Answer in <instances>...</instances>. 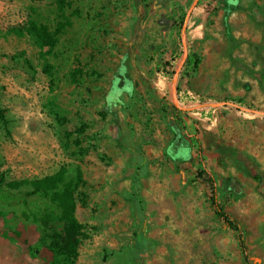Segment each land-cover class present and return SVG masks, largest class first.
Here are the masks:
<instances>
[{
  "label": "rangeland",
  "instance_id": "obj_1",
  "mask_svg": "<svg viewBox=\"0 0 264 264\" xmlns=\"http://www.w3.org/2000/svg\"><path fill=\"white\" fill-rule=\"evenodd\" d=\"M0 1L8 3L0 12V110L6 119V124L0 122V175L6 179L0 186V264H54L50 235L61 236L65 228L57 208L41 195L26 197L28 187L15 191L7 183L42 179L62 167L68 179L75 178L80 167L86 182L80 189L85 196L77 208L87 235L78 264H245L233 233L208 206L212 192L228 190L242 193L241 205L226 204L245 231L249 264H264L263 207L250 213L243 205L248 191L257 188L254 184L264 188V159L256 156L247 165L239 160V117L235 113L239 105L264 113V0L197 1L201 10L192 11L193 21H187L186 54L178 55V70L165 67L162 78L167 80L160 86L150 83L144 90L138 86L140 102L121 101L117 116L106 112L107 96L113 95L112 76L122 73L121 57L129 45L126 36L137 16L136 6L129 2L134 0H69L74 26L60 36L55 57L48 58L54 67L52 77L44 74V60L33 40L7 35V31L30 18L55 30L54 0ZM188 10L174 19L171 30L178 31V36L184 31L181 20ZM225 11H230L227 20ZM190 55L200 60L195 72L188 67ZM143 59L140 51L134 59L139 66L129 76L142 73ZM168 59L164 55L163 60ZM78 70L81 76L74 80L72 73ZM115 90L120 93L122 89ZM184 91L191 93L190 101H199L198 108H213L208 116L177 113L178 134L191 141V154L186 155L187 161L183 159V166L161 172H184L190 178L153 182L161 167L150 166L137 151L143 155L145 146L160 149L175 138V133L169 136L170 96ZM128 110L133 111L130 118ZM55 113L65 122H58ZM217 116L230 126L221 124L212 134L204 127ZM146 117L149 122L143 123ZM204 118L212 120L204 122ZM82 125L87 130L79 137L75 131ZM211 135L222 143L218 160H214L216 151H207ZM250 142L257 151L264 150L256 138ZM200 171L206 173L202 179H198ZM199 195L198 202L204 200L198 205L200 210L194 206ZM162 201L172 212L162 215L156 210ZM190 209L203 212L210 236H191L189 227L195 218ZM47 211L54 216L44 232L33 216Z\"/></svg>",
  "mask_w": 264,
  "mask_h": 264
},
{
  "label": "crops",
  "instance_id": "obj_2",
  "mask_svg": "<svg viewBox=\"0 0 264 264\" xmlns=\"http://www.w3.org/2000/svg\"><path fill=\"white\" fill-rule=\"evenodd\" d=\"M197 1H205V0H134L129 1L130 4H133L136 6L137 9V16H136V22L133 25L132 28L128 29V35L126 36L127 42H128V50L127 52L121 57V68L120 70L122 73L117 76L116 74L112 76V83L114 84V91H113V97L109 94L107 96L108 106L106 108V112L110 114H114V116H117V108H121L122 106L119 104L122 102H140V98H137L136 96L139 94V87L141 88L146 87V84L153 85H161L162 81H166V78H162V73L164 68L167 69H175L178 70V60L180 59V56L182 52L183 55L181 58H183L184 54L186 52L185 49V40H184V33L187 26V21L189 20L191 23V20L193 21L194 16L192 15V11L196 13L197 11L201 10L200 5H198ZM230 5H235L233 1H229ZM8 3L7 1H0V12H3V10H6ZM195 5V7H194ZM188 13L184 15L183 20V28L184 30L181 33V36H178V31L171 30V28H174V19L177 20L178 17H181L184 12ZM171 11H175L173 15L170 14ZM226 12V11H225ZM193 13V14H194ZM225 19L229 18L230 11H227L225 13ZM224 19V20H225ZM74 26L73 20H72V27ZM190 28V26H189ZM188 28V29H189ZM69 29V28H68ZM140 51L144 53L145 61L143 59V65H142V73L137 72L134 77L129 76V72L132 69H137L138 64L136 65L134 62V59L138 56V53ZM164 55L168 56V60H163ZM161 59V60H160ZM189 57L187 58L188 61ZM131 61V62H130ZM137 66V67H136ZM166 69V70H167ZM168 71V70H167ZM148 72V73H147ZM79 79V78H78ZM118 85V86H117ZM117 86V87H116ZM120 87L122 90L120 93L116 92L115 88ZM191 93H188L190 95ZM54 95H56L54 93ZM185 95V96H184ZM186 92H180L179 95H171L170 100L173 105V110H171V113L173 116H169L168 124L170 126L171 131L169 132V136L173 133H175V138L173 137V140H168L167 143L161 145L160 149L155 148L154 146L148 145L144 147V154L145 157L143 158V155L138 152V156L142 158V160L145 162H148L150 166L153 167V164L156 166H160L161 169L158 170V173H155L153 179V182L155 180L161 179L162 181L171 180L173 182L177 181V179H187L190 178V175L183 173L177 174L174 173H162L161 170L165 171V169L176 170L177 165L183 166L181 162H183V159L187 161L186 155L189 156V153L191 154V141L187 139L185 136H182L180 133L178 134V130H180V127H178V119H177V113L179 114H194V115H204L208 116L209 110L213 107L209 108H198L199 107V101L196 100L195 103L190 101L193 99L192 97L187 98L188 96ZM122 96V97H121ZM144 96V95H143ZM214 106V105H213ZM220 108H224V105H222ZM215 110H217L215 108ZM128 118L131 117L133 114V111L128 110ZM236 115L239 117L237 118V131H238V140L240 142L239 151H238V158L241 162H243L245 165L248 163H253V158L256 156L261 157L264 159V150L257 151L256 147H253L250 142L251 138H256V140L259 142V146L261 147L263 144L264 148V113L262 112H252L251 110H247L246 107H242L241 105L237 106V109L235 111ZM106 114V113H105ZM250 115L251 117H248ZM122 116V114H121ZM161 116V115H160ZM215 116V115H214ZM215 121L212 122L211 125H205L204 128H209L208 130H212L211 133L214 134V132H217L216 128L221 126H230V122L227 120L218 121L219 117L217 118L213 117ZM212 118H204L203 121H211ZM160 121V117H159ZM149 119L146 117V120L143 121V123H148ZM216 122H220L218 125H216ZM203 127V126H202ZM248 130V133L246 134L245 131ZM126 135L127 131L125 132ZM209 133V134H211ZM176 144L175 150L172 151L171 148L173 145ZM143 147V146H142ZM156 149V150H155ZM137 150V149H136ZM140 150V149H139ZM142 150V149H141ZM140 150V151H141ZM222 150V143L220 140L217 139V137L211 135V140L208 139L207 144V151L208 154H211L213 152H217V158L214 160L219 159V154ZM244 150H248V154L244 153ZM147 151V153H145ZM263 152V154H259L260 152ZM252 155V156H251ZM223 157V155H222ZM146 159V160H145ZM250 159V160H249ZM201 161V160H200ZM151 162V163H150ZM153 163V164H152ZM201 165V164H200ZM243 165V164H242ZM163 166H167L168 168H163ZM244 166V165H243ZM252 166V165H251ZM201 172V171H200ZM198 172V179L199 173ZM205 176V175H203ZM251 177V176H249ZM254 181V180H252ZM255 182V181H254ZM255 185V186H254ZM253 186L256 188L254 190L250 189L248 191V195H246L244 198H248L246 202H244V208L248 210L250 213H255L256 209L259 207H263L264 210V188H261L257 184H254ZM230 189V188H229ZM193 193V191H192ZM194 194V193H193ZM242 193L241 190H235L233 192H230L229 190L226 191V193H218L216 194V200L217 202L225 209V211L233 216L234 218L238 219L235 215L231 214V212L228 211V204L230 205H241V197ZM193 198V197H192ZM200 198L199 196H196L194 198L198 206L201 205L204 200L201 199V201L198 202ZM208 199V198H207ZM237 199H239V204L237 203ZM255 200V201H254ZM211 201V200H210ZM255 202V204H253ZM199 205V206H200ZM196 207L200 210V207ZM211 209L212 214L216 216L215 208L212 206V202L210 205H208ZM170 208L171 205L169 204ZM207 207V205H206ZM156 209L160 214H166L170 213L172 211L166 210L165 203L162 201V204H160ZM202 210V209H201ZM193 212V213H192ZM195 211H192L190 209L191 215H194V221L195 223H191L190 233L191 236L197 239H203L205 235L210 236V232L207 231L206 223H204V215L203 212L201 213H194ZM210 212V213H211ZM173 213H176L173 212ZM172 213V214H173ZM191 217V218H192ZM217 218V216H216ZM193 219V218H192ZM264 219V217H263ZM218 220V219H217ZM239 220V219H238ZM221 225L224 228H227L230 230L236 241V235L235 233L222 221L218 220ZM240 221V220H239ZM238 245V241H237ZM239 248V246H238ZM240 251V249H239ZM241 252V251H240Z\"/></svg>",
  "mask_w": 264,
  "mask_h": 264
},
{
  "label": "trees",
  "instance_id": "obj_3",
  "mask_svg": "<svg viewBox=\"0 0 264 264\" xmlns=\"http://www.w3.org/2000/svg\"><path fill=\"white\" fill-rule=\"evenodd\" d=\"M35 2H43L45 0H34ZM56 7L57 23L55 30H51L48 25L30 18L26 24L22 26L12 27L7 31V35L16 37L29 36L34 45L39 49L40 56L44 60L43 72L52 77L54 72L53 65L49 62V57H55L58 47L59 38L68 28L72 27V16L68 13L73 8V4L69 0H54ZM32 12H35L33 9ZM78 10L74 11V15L78 16ZM26 57L25 53H22ZM26 64L31 67V63L25 58ZM190 71L195 72L200 65V60L195 55H190L188 61ZM81 76V71L72 73L74 80ZM52 100L55 102V87L51 88ZM55 117L60 123H64L65 119L59 113H55ZM0 122L6 124L5 113L0 110ZM87 125H82L76 129L78 136L85 134ZM71 133H69V136ZM76 145L81 146V141L77 140ZM199 178H203L206 174L204 171L199 173ZM6 182L5 176L0 175V186ZM86 185L84 173L80 167L77 169L76 177L68 179L66 167H62L58 172L37 180L12 181L7 183L10 190L19 191L24 187L30 188L26 193V197L41 195L46 198L59 212V221L64 224V233L61 236L50 235V250L54 253V264H78L80 256V248L87 235L83 225L77 217V208L81 198L85 193L80 191ZM212 206L215 208L217 219L225 223L236 235L238 246L241 251L245 264L250 263L249 248L247 237L241 222L228 214L225 209L217 202L216 193L212 192L210 196ZM54 213L49 211L41 216H33L35 222L39 223L44 232H48V224ZM25 218H30L28 214H24Z\"/></svg>",
  "mask_w": 264,
  "mask_h": 264
}]
</instances>
